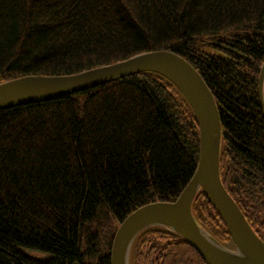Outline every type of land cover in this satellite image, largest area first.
Masks as SVG:
<instances>
[{"label":"trees","instance_id":"1","mask_svg":"<svg viewBox=\"0 0 264 264\" xmlns=\"http://www.w3.org/2000/svg\"><path fill=\"white\" fill-rule=\"evenodd\" d=\"M156 50L185 59L210 89L222 184L264 242V0H0V83ZM197 157L194 116L155 73L0 110V264H109L124 218L174 201ZM191 211L233 247L201 191ZM130 264L205 263L179 236L151 227Z\"/></svg>","mask_w":264,"mask_h":264},{"label":"water","instance_id":"2","mask_svg":"<svg viewBox=\"0 0 264 264\" xmlns=\"http://www.w3.org/2000/svg\"><path fill=\"white\" fill-rule=\"evenodd\" d=\"M144 72L168 80L186 101L198 128V161L174 201L143 205L124 218L112 238L109 264H130L136 238L151 227L179 236L205 264H264V242L252 230L220 178L221 123L215 99L200 74L179 55L156 50L75 74L11 79L0 84V110L49 101ZM263 87L264 61L257 82L264 119ZM199 191L220 217L233 247L218 242L195 220L191 206ZM27 253L33 258L44 256L39 252Z\"/></svg>","mask_w":264,"mask_h":264},{"label":"bare ground","instance_id":"3","mask_svg":"<svg viewBox=\"0 0 264 264\" xmlns=\"http://www.w3.org/2000/svg\"><path fill=\"white\" fill-rule=\"evenodd\" d=\"M24 77V76H23ZM6 82V81H5ZM1 83H3V82H1ZM0 83V84H1ZM263 91H264V87H263ZM197 130H198V128H197ZM198 155H199V152H198ZM197 161H198V157H197ZM196 165H197V162H196ZM195 168H196V166H195ZM197 195V194H196ZM194 200V199H193Z\"/></svg>","mask_w":264,"mask_h":264}]
</instances>
